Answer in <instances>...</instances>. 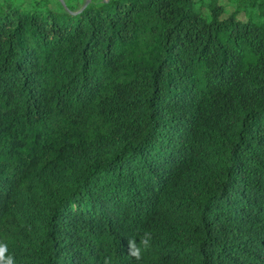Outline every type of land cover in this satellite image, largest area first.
Here are the masks:
<instances>
[{"label": "trees", "instance_id": "1", "mask_svg": "<svg viewBox=\"0 0 264 264\" xmlns=\"http://www.w3.org/2000/svg\"><path fill=\"white\" fill-rule=\"evenodd\" d=\"M220 1L1 0L15 264H264V0Z\"/></svg>", "mask_w": 264, "mask_h": 264}, {"label": "clouds", "instance_id": "2", "mask_svg": "<svg viewBox=\"0 0 264 264\" xmlns=\"http://www.w3.org/2000/svg\"><path fill=\"white\" fill-rule=\"evenodd\" d=\"M152 235L145 231L139 235V239L135 237L128 238V256L140 262L143 260L144 254L151 247ZM110 259L105 260V264H110ZM0 264H15V258L7 255V244L0 243Z\"/></svg>", "mask_w": 264, "mask_h": 264}, {"label": "rangeland", "instance_id": "3", "mask_svg": "<svg viewBox=\"0 0 264 264\" xmlns=\"http://www.w3.org/2000/svg\"><path fill=\"white\" fill-rule=\"evenodd\" d=\"M38 1V0H37ZM59 2H61L62 4H70V5H75L78 2H81L83 0H58ZM1 2V0H0ZM16 3L20 4V3H25V5H29L31 4L32 0H15ZM47 2L50 4L51 8H57V0H47ZM83 3V2H82ZM220 4L223 5L225 7V11H226V16L229 14H231L234 11V5L229 4L227 1L225 0H221ZM202 11L204 13H206L205 9H202ZM238 17L240 19H245L243 13L238 14Z\"/></svg>", "mask_w": 264, "mask_h": 264}]
</instances>
